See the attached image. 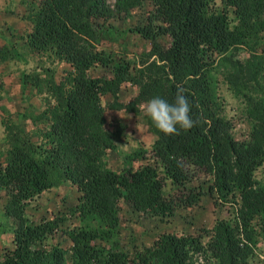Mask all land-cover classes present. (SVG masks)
Returning a JSON list of instances; mask_svg holds the SVG:
<instances>
[{
  "label": "trees",
  "instance_id": "obj_1",
  "mask_svg": "<svg viewBox=\"0 0 264 264\" xmlns=\"http://www.w3.org/2000/svg\"><path fill=\"white\" fill-rule=\"evenodd\" d=\"M145 1L150 6L134 28L149 48L134 73L129 61L116 59L103 44L128 31L110 27L108 20L128 16ZM222 1L223 10L210 9V0H28L31 26L0 45V62H27L29 55L45 53L68 66L21 74L23 84L30 78L54 100L25 122H5L0 189L8 191L4 213L13 228L12 245L0 248V264H199L195 254L211 264L248 263L264 237V181L254 175L264 163V101L255 86L264 63V0ZM239 47L247 55L232 56ZM213 65L234 91H245L244 137L233 133L224 102L211 93ZM125 82L137 89L121 99ZM177 86L185 89L194 127L177 126L178 135H165L146 116L155 138L131 156L138 165L108 166L103 157L115 142L105 110L136 115L153 97L172 103ZM64 180L77 187V201L63 213L29 220L30 200ZM206 192L235 205L230 219L218 217L196 233L162 231L140 247L117 241L122 202L139 219L164 218L197 204ZM71 215L79 222L62 227ZM59 229L70 243H42Z\"/></svg>",
  "mask_w": 264,
  "mask_h": 264
},
{
  "label": "rangeland",
  "instance_id": "obj_2",
  "mask_svg": "<svg viewBox=\"0 0 264 264\" xmlns=\"http://www.w3.org/2000/svg\"><path fill=\"white\" fill-rule=\"evenodd\" d=\"M9 1L0 0V45L11 37L18 38L19 34L24 33L31 26L26 20V15L29 12L28 0ZM107 1L113 5L115 0ZM149 6L150 3L145 1L143 5L133 9L128 16L116 15L108 20L110 27L128 31L121 32L117 40L105 41L103 46L107 51L112 52L116 59L129 61L130 69L134 73H137L138 67L141 66V60L146 56L149 48L147 42L134 27L143 23L144 12ZM209 7L210 9L223 10L225 5L222 0H210ZM228 14L231 24H234L236 19L231 9ZM263 40L264 37L260 39V42ZM230 54L232 56L247 55L245 47L234 49ZM28 57L27 62L14 58L0 62V159L3 157L1 150L7 140L5 122H25L27 115L36 113L48 102L54 100L45 86L41 90L37 89L30 78L23 84L22 72L24 70H41L46 66L60 70L68 66L63 61L51 59L45 53ZM99 68L100 66L97 65L92 68L91 72H97ZM221 69L216 65L209 69L211 93L218 100L224 102V111L233 123V133L236 136L244 137L249 131V122L240 106L245 91L242 88L234 91L223 78ZM255 86L260 93L259 98L264 101V63ZM136 89L137 86L133 83L125 82L117 96L121 99H128ZM108 96L106 95L103 100ZM146 103H143L141 110L136 115L111 108L105 110V127L113 134L115 142V146L106 150L103 157L108 166L120 169L124 165H138V158H131V156L136 154L137 149L147 148L153 142L155 134L145 121L144 106ZM254 175L260 181H264V163L255 170ZM78 194L77 187L69 180H64L62 183L43 190L30 200L25 213L29 220H37L44 215L52 216L55 213H63L77 201ZM7 195V190L0 189V248L4 245H12L13 219L4 213ZM120 207L122 215L116 239L120 245L127 248L149 245L162 231L196 233L211 227L218 217L230 219L235 211L234 204L224 203L218 199L215 193L207 192L201 196L197 204L179 208L173 215L164 218L151 216L139 219L126 206V203L122 202ZM77 222H79L78 216L71 215L62 224V227ZM57 242L68 244L70 239L60 229L48 233L42 239V243L45 245ZM193 257L199 264H211L212 261L202 254H195ZM247 264H264V237H259Z\"/></svg>",
  "mask_w": 264,
  "mask_h": 264
},
{
  "label": "clouds",
  "instance_id": "obj_3",
  "mask_svg": "<svg viewBox=\"0 0 264 264\" xmlns=\"http://www.w3.org/2000/svg\"><path fill=\"white\" fill-rule=\"evenodd\" d=\"M184 92L183 87L177 86L172 103L157 96L148 100L144 106L145 115L150 118L156 129L165 135H178L177 126L186 131L195 125L189 115L190 104Z\"/></svg>",
  "mask_w": 264,
  "mask_h": 264
},
{
  "label": "crops",
  "instance_id": "obj_4",
  "mask_svg": "<svg viewBox=\"0 0 264 264\" xmlns=\"http://www.w3.org/2000/svg\"><path fill=\"white\" fill-rule=\"evenodd\" d=\"M12 0H10L9 2H11Z\"/></svg>",
  "mask_w": 264,
  "mask_h": 264
}]
</instances>
